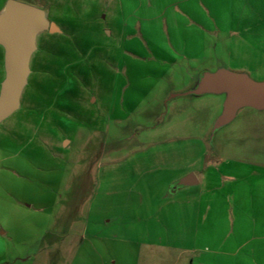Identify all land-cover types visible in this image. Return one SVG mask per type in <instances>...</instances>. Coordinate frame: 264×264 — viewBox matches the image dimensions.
Masks as SVG:
<instances>
[{
  "label": "rangeland",
  "instance_id": "obj_1",
  "mask_svg": "<svg viewBox=\"0 0 264 264\" xmlns=\"http://www.w3.org/2000/svg\"><path fill=\"white\" fill-rule=\"evenodd\" d=\"M18 1L58 32L36 37L20 108L0 123V264H200L188 252L196 211L186 188L169 191L214 159L264 173V111L213 131L223 95L171 96L219 68L263 82L264 20L243 38L227 31L235 22L209 24L202 60L162 66L164 22L141 20L147 0ZM151 24L152 43L139 33Z\"/></svg>",
  "mask_w": 264,
  "mask_h": 264
},
{
  "label": "crops",
  "instance_id": "obj_2",
  "mask_svg": "<svg viewBox=\"0 0 264 264\" xmlns=\"http://www.w3.org/2000/svg\"><path fill=\"white\" fill-rule=\"evenodd\" d=\"M156 1L140 3L139 12L144 9L142 21L164 22L159 29L167 39L163 52L169 54V59L162 66L179 63L181 67H190L192 62L202 60L203 29L209 24L213 26L211 30L222 32L224 26L217 22H225V26L227 21L235 22L227 31L243 38L250 36L258 22L264 20V5L249 0L241 4L237 3L240 0H170L160 9ZM132 29L135 30L134 26ZM139 31L153 42V24L146 31L142 28ZM196 38L201 40L198 42ZM223 165L216 159L206 162L200 181L195 177L196 184L182 186L186 188L183 191L191 211H196L189 225L190 239L195 242L188 252L196 255L200 264L209 261L237 264L249 260L264 264V173L259 169H253L249 175L224 172ZM247 245L253 247L240 254Z\"/></svg>",
  "mask_w": 264,
  "mask_h": 264
},
{
  "label": "water",
  "instance_id": "obj_3",
  "mask_svg": "<svg viewBox=\"0 0 264 264\" xmlns=\"http://www.w3.org/2000/svg\"><path fill=\"white\" fill-rule=\"evenodd\" d=\"M58 32L49 22L46 12L18 0H7L0 11V47L3 50L4 77L0 82V123L20 108V98L30 75L29 62L36 50V37L43 33ZM223 95L220 114L212 130L230 123L243 108L264 111V81L255 82L244 73H233L219 68L203 72L195 87L175 96ZM191 173L180 179L176 187L196 184Z\"/></svg>",
  "mask_w": 264,
  "mask_h": 264
},
{
  "label": "trees",
  "instance_id": "obj_4",
  "mask_svg": "<svg viewBox=\"0 0 264 264\" xmlns=\"http://www.w3.org/2000/svg\"><path fill=\"white\" fill-rule=\"evenodd\" d=\"M176 185V184H175ZM175 185L173 186V188L170 189L169 193H173V191H175L176 189H178L179 187L175 188Z\"/></svg>",
  "mask_w": 264,
  "mask_h": 264
}]
</instances>
